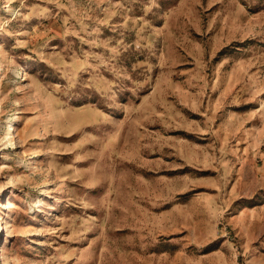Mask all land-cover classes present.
Here are the masks:
<instances>
[{"label":"rangeland","instance_id":"1","mask_svg":"<svg viewBox=\"0 0 264 264\" xmlns=\"http://www.w3.org/2000/svg\"><path fill=\"white\" fill-rule=\"evenodd\" d=\"M0 264H264V0H0Z\"/></svg>","mask_w":264,"mask_h":264},{"label":"bare ground","instance_id":"2","mask_svg":"<svg viewBox=\"0 0 264 264\" xmlns=\"http://www.w3.org/2000/svg\"><path fill=\"white\" fill-rule=\"evenodd\" d=\"M13 129H14V127H13V123H12V122H9V123H8L7 131H6V134L8 135V134L12 133V132H13ZM8 137H9V136H8Z\"/></svg>","mask_w":264,"mask_h":264}]
</instances>
